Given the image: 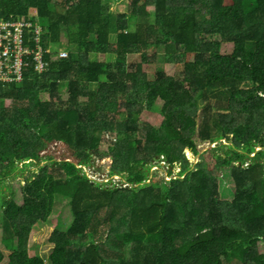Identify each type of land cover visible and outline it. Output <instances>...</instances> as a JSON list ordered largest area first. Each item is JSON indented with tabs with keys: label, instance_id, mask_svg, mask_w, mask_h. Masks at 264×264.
<instances>
[{
	"label": "trees",
	"instance_id": "16d2710c",
	"mask_svg": "<svg viewBox=\"0 0 264 264\" xmlns=\"http://www.w3.org/2000/svg\"><path fill=\"white\" fill-rule=\"evenodd\" d=\"M128 10L114 14L109 0L0 1V20L32 22V51L41 27L48 63L38 72L25 55L22 81L0 82V264L5 249L6 264H45L30 256V238L57 196L74 217L51 237V264H264V0H130ZM59 42L78 54L51 52ZM160 49L149 78L141 65ZM135 55L142 61L130 65ZM159 100V127L141 126L140 105ZM118 109L123 120L104 114ZM111 122L109 175L126 180L114 186L82 169L103 158L98 129ZM55 143L73 160L41 156ZM203 143L216 145L213 169L207 151L195 166L189 159ZM26 161L37 170L17 180ZM154 162L171 177L177 163L182 171L153 182Z\"/></svg>",
	"mask_w": 264,
	"mask_h": 264
},
{
	"label": "rangeland",
	"instance_id": "374dc122",
	"mask_svg": "<svg viewBox=\"0 0 264 264\" xmlns=\"http://www.w3.org/2000/svg\"><path fill=\"white\" fill-rule=\"evenodd\" d=\"M110 1V10L114 14H127L128 15V5L130 0H109ZM56 52L59 57L66 58V56L69 54L68 52H73L76 56L78 54V51L76 48L71 47L70 45H65L64 42H59L58 44L52 46L51 52ZM163 49H160L156 52V56L153 58V61L155 62L153 65L148 64H142L141 69L143 72L147 75L149 78L155 77V73L160 71L162 68L163 61L161 58L164 56ZM110 55L102 56L101 58L106 59V61H111L113 57H109ZM90 58L92 60H98L97 56L95 54H90ZM128 59V58H127ZM142 61V58H140L139 55L132 56L128 59V63L130 65H137ZM105 80V79H104ZM247 86V84H245ZM54 99H57V97H52L51 94L48 93H42L40 100L45 103H51ZM141 106V110L139 111V124L142 126L144 124L153 126V127H159L161 121H162V114H161V107L162 102L159 100L154 105L153 108L150 111H147V109L143 105ZM120 110V111H119ZM123 110L118 109V111L114 114H109V112H104L106 115H114L115 120H123L125 117V114L122 113ZM103 113H98L99 116H101ZM100 133L99 141H100V147L102 148L100 154L102 155V159H99V156L93 155V161L91 167H83L84 171L90 178H94L95 180L104 183V184H110V186L119 185L121 183H126V180L122 179V176L114 175L110 176L109 172L111 169V163L112 159L108 156V148L113 146L116 143L117 138V128L116 126L111 122L108 129L100 130L98 129ZM216 145H210L208 143H203L199 145L200 154L194 155L192 153L189 154V159L192 162L193 166L196 164H199L202 162V155L205 154L207 151L208 153L205 154V160L207 161V166L210 169H213L216 164V157L214 156V153L211 152L210 148H214ZM261 147H258L257 150H260ZM205 152V153H204ZM70 151L66 147V145L61 143H55L52 144L49 147V150L42 153V157L46 155H50L52 159L56 161H61L63 159H72V156L70 155ZM253 154L252 156H254ZM25 163H29V161L26 162H19V169L17 170L16 174L17 180H23L25 177L29 176L32 172L37 170L36 165H28V167L24 168ZM44 162H42L43 164ZM163 164V162H162ZM23 165V166H22ZM181 164L177 163L175 166V169L173 171L174 176L171 177L169 172L172 170L169 169L168 166L164 165L161 167L157 162L153 163V172H151L152 181L153 182H160L161 180H172V178H177L179 174L182 171ZM22 166V167H20ZM14 174V175H16ZM128 186V185H127ZM221 191V189H220ZM223 195V193L221 192ZM234 196L229 197L227 195H223L224 199H233ZM0 205H1V195H0ZM53 215L51 216L50 220L47 223L40 224V226H36L31 234V243H30V256L38 255L44 259L45 264H51L49 260V255L53 251L54 244L51 242V237L54 234L55 231H63L67 230L73 219V212L69 204V200L57 196L55 199V205L53 209ZM6 257L2 264H6L8 261V256H10L11 251L8 249H5ZM135 257H146L145 252H136Z\"/></svg>",
	"mask_w": 264,
	"mask_h": 264
},
{
	"label": "built area",
	"instance_id": "2783aa9c",
	"mask_svg": "<svg viewBox=\"0 0 264 264\" xmlns=\"http://www.w3.org/2000/svg\"><path fill=\"white\" fill-rule=\"evenodd\" d=\"M1 1V0H0ZM33 26L31 21L0 20V82L19 83L23 78V68L28 65L25 62V55L33 54L34 68L38 72H43L47 68V61L44 59V50L39 44L41 27L34 25L36 34L34 51L26 45L25 34ZM32 56V55H31ZM163 165H166L163 162Z\"/></svg>",
	"mask_w": 264,
	"mask_h": 264
},
{
	"label": "water",
	"instance_id": "95a60500",
	"mask_svg": "<svg viewBox=\"0 0 264 264\" xmlns=\"http://www.w3.org/2000/svg\"><path fill=\"white\" fill-rule=\"evenodd\" d=\"M158 158H160V156Z\"/></svg>",
	"mask_w": 264,
	"mask_h": 264
}]
</instances>
